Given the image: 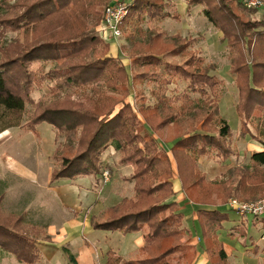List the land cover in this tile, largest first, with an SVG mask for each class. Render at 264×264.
Returning a JSON list of instances; mask_svg holds the SVG:
<instances>
[{
	"label": "trees",
	"instance_id": "obj_1",
	"mask_svg": "<svg viewBox=\"0 0 264 264\" xmlns=\"http://www.w3.org/2000/svg\"><path fill=\"white\" fill-rule=\"evenodd\" d=\"M185 1L190 9L202 7L204 17L228 42L231 73L239 90L241 135L263 147L251 155L250 167L234 168L213 181L201 171L199 160L227 162L236 156L230 144L234 133L220 115L218 89L223 81L210 74L204 58L192 49L194 39L167 38L155 27L148 42L133 43L129 56L139 70L132 76L133 86L145 81L160 83L152 92L158 100L153 105L144 92L136 94L135 102L141 103L137 111L125 103L131 96L126 66L120 59L107 57L110 44L91 29L93 22L92 26L102 20L110 0L0 1L7 9L0 24L17 33L15 43L0 59V134L15 128L35 130L46 123L66 135L67 145L53 156L59 163L53 182L103 174V155L110 147L119 154L120 166L142 165L131 177L134 197L108 208L101 219L93 216L91 225L96 231L143 233L147 244L131 260L109 252L106 264L192 263L195 253L184 244L185 214L172 199V158L182 190L192 204L217 207L234 198L251 202L264 197V121L255 125L257 133L251 129L256 116L264 115V18H251L258 9H248L244 0ZM165 19H181L174 2L132 0L122 29L133 27V36L142 32L144 23L158 24ZM48 62L56 67L46 72L42 63ZM163 65L167 73L159 70ZM176 78L187 89L168 96L166 86L174 85ZM48 81L53 83L54 101L39 100L28 123L22 124L32 92ZM101 82L112 95L98 85ZM81 87H93L92 95L83 101L67 95L59 101L62 90ZM193 94L199 98L193 99ZM1 204L0 200V210ZM229 219L221 210L197 212L202 249L211 264H230L218 236ZM23 230L22 218H9L0 211V249L14 254L22 264H39L43 255L37 241Z\"/></svg>",
	"mask_w": 264,
	"mask_h": 264
},
{
	"label": "rangeland",
	"instance_id": "obj_2",
	"mask_svg": "<svg viewBox=\"0 0 264 264\" xmlns=\"http://www.w3.org/2000/svg\"><path fill=\"white\" fill-rule=\"evenodd\" d=\"M6 13L7 9L0 6V19H3V16ZM251 18L258 21L262 20L264 18V8L258 9V12ZM93 23L91 24V29L94 31V34H97L96 28L99 24L95 23L94 26H92ZM155 27L160 28L161 32H163L167 38L180 35L187 39H194L192 49L204 58L205 65L210 69V74L217 76L223 81V84L218 89V93L221 96L219 103L220 115L228 122L233 130L234 135L230 139V144L235 150L236 156L231 157L227 162H220L216 159H202L206 160V163L199 162L201 171L207 175L208 180H217L225 176L234 168L250 167L251 155L254 152L262 151L263 147L258 142L253 141L251 137L247 136L244 138L241 135L242 122L237 112L239 90L236 84V76L231 73V52L228 48V42L223 39V33L218 31L213 24H211L209 20L204 17L202 10H199V8L194 7V9L190 12L181 13V19L179 21L165 19L158 24H151L148 22L144 23L142 25V32L139 31V33H136L133 36H131V33L133 31L135 33V30H133V27L127 25L123 29V36L120 40L108 42L110 44V51L107 54V57H113L118 60L120 59L126 66L130 75L131 96L125 99V103L132 104L138 111V107L141 103L139 101L135 102L134 97L139 91L144 92L145 97L149 99V104L153 105L158 101L157 98L152 95V92H156L159 89L160 83L145 81L138 83L135 87L133 86L132 76L139 70L133 64V60L130 59L129 56L133 43H140L143 41L144 43L148 42L149 36L154 33L153 31ZM16 38L17 33L0 24V59L3 57V51L14 44ZM112 48L117 50L116 54H112ZM178 60L179 62L182 61V59ZM42 65H45L46 72H49L56 67L53 62H48L46 64L42 63ZM159 70L167 73L165 72L164 65L161 66ZM59 73L62 72L60 71ZM171 73H175V67L172 68ZM52 84V82L48 81L44 83L43 86L36 87V89L32 92L30 101L25 104V113L22 124L28 123L30 117L35 111V105L39 102V100L47 99L54 101V97H52L51 94ZM98 85L101 86L107 93L111 94L110 90L107 89V86L103 82ZM92 88L93 87H81V89L66 88L60 92L61 95L59 97V101L67 98V95H69L74 101H83L85 96L92 95ZM166 89H168L167 95L172 96L176 92L185 91L187 89V84L176 78L175 84L169 86L168 88L166 86ZM115 97L120 99L118 96ZM192 98H199V95L193 94ZM121 107L122 105H119L117 110L121 109ZM2 109L3 107L0 106V112ZM138 118L142 120L141 116ZM256 118L257 119L251 124L253 133H257L255 125L262 124L261 122L264 121V115L262 114L256 116ZM2 126L3 123L0 122V128ZM53 133L56 134V138L53 137ZM65 145H67L66 135L59 134L54 127L46 123L36 127L35 130L27 131L15 128L0 134V200L2 201L0 211L4 215L9 216V218L10 216L22 218L24 228L23 231L29 237L36 240L37 243L39 239L45 238L46 234L45 226L43 225L44 222L42 223L39 220L36 209L38 207L43 208V212L51 220H56L58 218L56 210L59 200L57 196L55 198L54 196H49V194L45 193V190L40 187H42L41 184L45 183V175L51 167L53 168V172L59 169V163L57 160L53 159V156L58 148ZM106 153L107 151L104 155H106ZM104 155L103 157H105ZM116 157V165L111 166L113 170L114 168H118L119 165V154H117ZM202 160L200 159V161ZM17 165L22 166V168L36 171L40 175L39 180H37L38 182L29 178L20 177L16 172L18 171L16 170ZM126 166L130 167L125 170V174L129 177L130 181L134 182L131 180V177L134 175L135 170L139 169L142 165L132 163ZM174 167L177 168V166ZM102 172H108L110 176L108 169H104L103 166ZM80 179L84 178H78L77 180L80 181ZM124 188L125 194H133L132 192L134 190L132 191L131 185L126 184V187ZM104 201L105 197H103L101 202L104 203ZM221 211L228 213L231 218L234 217L231 221H228V224H224V227L227 230L231 228V222L241 221V216H238L235 212L230 211L226 205L223 206ZM243 218H247L248 220L246 227L247 235H245V238L253 236L255 240L258 239L260 235L256 225L254 224L255 218L252 216ZM224 235L226 236V234ZM224 248L226 247L224 246ZM226 249L230 250L229 247ZM63 255L64 254L56 257V261H61V257ZM42 261L39 264H42ZM0 264L22 263L18 262L14 254L4 252L0 249Z\"/></svg>",
	"mask_w": 264,
	"mask_h": 264
},
{
	"label": "crops",
	"instance_id": "obj_3",
	"mask_svg": "<svg viewBox=\"0 0 264 264\" xmlns=\"http://www.w3.org/2000/svg\"><path fill=\"white\" fill-rule=\"evenodd\" d=\"M172 2L176 4L180 16L181 13L194 9H190L185 0ZM195 8L203 11L202 7ZM112 52L116 54L117 50L112 48ZM53 137L56 138L55 133ZM117 154L115 149L110 147L107 150V156L103 157V168L108 169L110 173L107 180L101 174L97 177H85L80 181L60 180L52 183L53 168L51 167L47 172L45 183L39 187L49 196L54 198L57 196L59 201L56 220L49 219L43 212V208L36 209L39 220L44 222L47 237V239L46 237L39 239L37 243L43 255L42 264H106L109 252H113L123 260H131L135 259L138 250L147 244V238L143 233L123 235L119 232L96 231L91 225L93 216L101 219L108 208L118 205L125 198L134 197V182L130 181L125 174V170L130 166L118 165V168L114 170L111 168L112 165H116ZM172 162L174 164L172 183L175 192L172 199L180 205L181 211L185 214L184 227L187 230V236L184 244L192 248L195 253L191 264H211L202 249L197 212L221 210L223 206L212 207L190 203L182 190V183L178 177L177 168L174 167L176 164L173 158ZM199 162L206 163V160H199ZM16 170L22 178H29L35 182L40 178L36 171L22 168L20 165H17ZM126 184L131 185L133 194H125ZM103 197H105L104 203L101 202ZM233 218L230 217L229 220ZM254 220L260 235L256 240L253 236L245 238L247 218H241L239 222H231L230 229L227 230L224 227L225 230L218 232L220 242L230 249L225 248L230 264H264V222L260 219ZM62 254L64 255L61 261H56V257Z\"/></svg>",
	"mask_w": 264,
	"mask_h": 264
},
{
	"label": "built area",
	"instance_id": "obj_4",
	"mask_svg": "<svg viewBox=\"0 0 264 264\" xmlns=\"http://www.w3.org/2000/svg\"><path fill=\"white\" fill-rule=\"evenodd\" d=\"M248 9L264 8V3L260 0H244ZM132 5V0H112L103 12V18L96 28L97 35L106 42L118 41L123 36V23L128 17ZM104 178H109L108 172L104 173ZM226 207L235 212L238 216H252L258 219H264V197L252 201L244 202L238 199H231Z\"/></svg>",
	"mask_w": 264,
	"mask_h": 264
}]
</instances>
